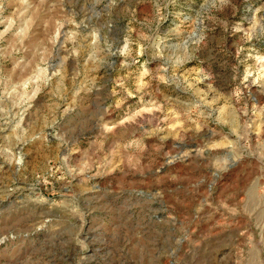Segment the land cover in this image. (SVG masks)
<instances>
[{"label":"rangeland","instance_id":"374dc122","mask_svg":"<svg viewBox=\"0 0 264 264\" xmlns=\"http://www.w3.org/2000/svg\"><path fill=\"white\" fill-rule=\"evenodd\" d=\"M0 264H264V0H0Z\"/></svg>","mask_w":264,"mask_h":264}]
</instances>
